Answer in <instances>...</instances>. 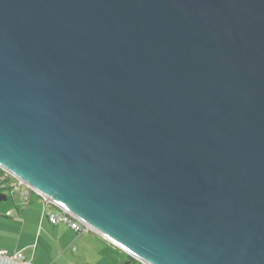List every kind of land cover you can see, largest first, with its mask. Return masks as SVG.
I'll list each match as a JSON object with an SVG mask.
<instances>
[{
	"label": "water",
	"instance_id": "water-1",
	"mask_svg": "<svg viewBox=\"0 0 264 264\" xmlns=\"http://www.w3.org/2000/svg\"><path fill=\"white\" fill-rule=\"evenodd\" d=\"M0 166L140 264H264V0H0Z\"/></svg>",
	"mask_w": 264,
	"mask_h": 264
},
{
	"label": "crops",
	"instance_id": "crops-1",
	"mask_svg": "<svg viewBox=\"0 0 264 264\" xmlns=\"http://www.w3.org/2000/svg\"><path fill=\"white\" fill-rule=\"evenodd\" d=\"M0 191V264H104L109 255L78 254L80 243L99 247L111 243L92 232L74 233L65 225H51L46 219L45 206L37 196L35 203L22 205L18 193ZM8 196L10 200H8ZM34 204V205H33ZM110 243V244H109ZM81 251H86L81 246ZM22 254L23 259L16 255ZM82 261V262H81Z\"/></svg>",
	"mask_w": 264,
	"mask_h": 264
},
{
	"label": "built area",
	"instance_id": "built-area-1",
	"mask_svg": "<svg viewBox=\"0 0 264 264\" xmlns=\"http://www.w3.org/2000/svg\"><path fill=\"white\" fill-rule=\"evenodd\" d=\"M2 175L7 178L8 182L3 183L0 186L6 188L8 190L7 192L10 195L13 193H18L20 195V201L22 205H29L31 195L35 194L41 197V200L43 201L45 206H50L52 208L45 213L46 219L51 225H65L76 234L82 232L96 233L93 228H91L87 223H85L66 209L62 208L58 204L52 202L51 200L45 199L28 184L0 166V177ZM16 258L22 260L23 256L22 254H17Z\"/></svg>",
	"mask_w": 264,
	"mask_h": 264
},
{
	"label": "rangeland",
	"instance_id": "rangeland-1",
	"mask_svg": "<svg viewBox=\"0 0 264 264\" xmlns=\"http://www.w3.org/2000/svg\"><path fill=\"white\" fill-rule=\"evenodd\" d=\"M6 182H8L7 178L4 175H2L0 177V185ZM0 191H2V188H0ZM31 199L35 200L34 204L39 203L37 201V198L34 195H31ZM8 200H10L9 196H8ZM96 245L97 244L91 245L89 243H83L81 245L80 243L78 254L80 252V253H86L87 255H90V256H97V255H102V254L109 255L108 261L105 259L104 264H138L139 263V262L136 263V262L129 260L126 257V253L120 250L119 248H117L116 246H114L113 244H110L108 246L104 244V245H100L99 247H97ZM81 246L84 249L86 248L88 250L82 252ZM89 264H92V263H89Z\"/></svg>",
	"mask_w": 264,
	"mask_h": 264
},
{
	"label": "trees",
	"instance_id": "trees-1",
	"mask_svg": "<svg viewBox=\"0 0 264 264\" xmlns=\"http://www.w3.org/2000/svg\"><path fill=\"white\" fill-rule=\"evenodd\" d=\"M32 195H35V194H32ZM35 196H37V195H35ZM37 197H38L39 199H41V197H39V196H37ZM126 257H127L129 260L138 263V261H136L135 259H133L132 257H130V256L127 255V254H126ZM138 264H139V263H138Z\"/></svg>",
	"mask_w": 264,
	"mask_h": 264
}]
</instances>
